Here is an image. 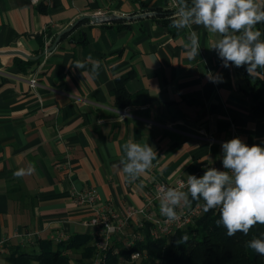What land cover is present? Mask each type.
<instances>
[{
	"label": "crops",
	"instance_id": "crops-1",
	"mask_svg": "<svg viewBox=\"0 0 264 264\" xmlns=\"http://www.w3.org/2000/svg\"><path fill=\"white\" fill-rule=\"evenodd\" d=\"M166 10L167 0H0V264L14 249L37 254L41 240L88 235L92 208L75 204V191L91 188L99 206L121 214L143 207L154 184L222 162L231 136L264 147V75L247 81L245 68L223 67L210 49L218 37L195 24L170 27ZM83 16L129 19L82 21L38 60L13 53L40 56L47 36L51 47ZM191 32L200 38L195 59L183 49ZM125 75L131 103L119 107L113 90ZM128 140L157 152L135 182L119 167ZM33 163L34 173L14 177Z\"/></svg>",
	"mask_w": 264,
	"mask_h": 264
},
{
	"label": "clouds",
	"instance_id": "clouds-1",
	"mask_svg": "<svg viewBox=\"0 0 264 264\" xmlns=\"http://www.w3.org/2000/svg\"><path fill=\"white\" fill-rule=\"evenodd\" d=\"M176 3L169 26L179 31L195 24L218 37L211 41L210 49L216 51L223 67H245L250 76L264 69V39H261L264 31L257 28L264 23V0H176ZM200 47V38L191 32L183 44L187 58L195 59ZM98 67V62L93 64V72ZM122 147L125 156L119 167L129 182L137 181L154 167L157 152L151 145L128 140ZM221 147L224 170L210 167L199 178L187 175L184 185L187 191L169 188L160 200V213L168 222H174L179 218L176 208L181 201L184 206H191L192 201L202 200L205 213L219 210L216 224L222 225L229 237L237 232L248 235L257 224L264 225V147L248 146L239 137L223 142ZM34 172L33 163L13 175L21 178ZM187 239V235L182 237L184 242ZM246 247L264 256V234L253 237Z\"/></svg>",
	"mask_w": 264,
	"mask_h": 264
},
{
	"label": "trees",
	"instance_id": "trees-1",
	"mask_svg": "<svg viewBox=\"0 0 264 264\" xmlns=\"http://www.w3.org/2000/svg\"><path fill=\"white\" fill-rule=\"evenodd\" d=\"M164 16L174 15V10L162 11ZM170 19L167 24H171ZM264 31V23H261ZM264 39V36L261 37ZM43 47V43H42ZM245 68V67H243ZM246 70V68H245ZM264 75V69L258 70ZM247 81L250 75L245 72ZM128 75L122 76L116 81L113 95L119 107L130 105V97L124 90V82ZM264 109V104L262 105ZM189 199L191 197L189 195ZM200 204L203 201H192L191 206ZM220 218L219 210L213 209L202 214L186 228L175 232L169 238L152 240L147 232L142 243L126 251L122 249L120 255H115L111 250L108 253V264H119L120 259L124 264L134 250H141L147 254L146 259H141L134 264H264V256L256 254L248 249L246 244L253 237H261L264 234V225L257 224L248 233L237 232L229 237L227 230L221 225L217 226L216 221ZM187 235V242L182 237ZM37 254L23 252L18 249L11 250L4 260L7 264H71L70 253L79 255V264H88L94 257V246L89 235H73L66 241L54 243L51 240H41L38 243Z\"/></svg>",
	"mask_w": 264,
	"mask_h": 264
},
{
	"label": "built area",
	"instance_id": "built-area-1",
	"mask_svg": "<svg viewBox=\"0 0 264 264\" xmlns=\"http://www.w3.org/2000/svg\"><path fill=\"white\" fill-rule=\"evenodd\" d=\"M32 6L40 4H50L53 0H29ZM170 10H176V0H167ZM54 24L50 23L49 27ZM49 29V28H48ZM47 29V30H48ZM51 38L46 37L43 43V52L51 45ZM30 88L34 89L37 85L35 75L29 81ZM127 116L126 111L121 113V117ZM235 138L231 136L229 140ZM228 140V141H229ZM57 167H59L57 165ZM214 167L218 170H224L222 162H215L211 165L199 168L191 175L197 178L201 177L205 170ZM187 178L177 179L173 184L156 183L152 187V197L147 199L143 207L138 209H127L125 212L118 214L108 205L99 206L98 196L95 190L89 188L83 191H75L71 194L72 201L77 205H88L92 208V215L86 222L88 235L92 238L94 246V257L90 264H108V253L113 250L115 244H121L122 249L129 251L135 244L142 243L145 238V232L152 240L159 238H169L175 232L180 231L191 225L203 212L200 204L193 206H178L176 212L178 219L174 222H168L166 217L160 213V200L163 198L169 188H175L178 191H187ZM158 202L157 211L153 210L154 203ZM133 223V224H131ZM36 233H29V238L35 237ZM54 243L63 241V237L56 236L52 239ZM3 243H0V252H2ZM147 254L141 250H134L130 253L129 259L125 264H134L135 262L146 259Z\"/></svg>",
	"mask_w": 264,
	"mask_h": 264
},
{
	"label": "water",
	"instance_id": "water-1",
	"mask_svg": "<svg viewBox=\"0 0 264 264\" xmlns=\"http://www.w3.org/2000/svg\"><path fill=\"white\" fill-rule=\"evenodd\" d=\"M122 19H129V18H123V17H118V16H108V17H104V18H96L93 16H83L81 18H79L74 24H72L69 28H66L64 30H62L54 39L53 44L51 47H49L45 52H42V54L38 57H30L22 52H13L16 55H19L21 57H24L25 59L28 60H38L39 58L43 57L45 54L50 53L55 47L56 45L60 42L61 38L70 33L80 22L85 21V20H89L93 23H102V22H110V21H115V20H122Z\"/></svg>",
	"mask_w": 264,
	"mask_h": 264
},
{
	"label": "rangeland",
	"instance_id": "rangeland-1",
	"mask_svg": "<svg viewBox=\"0 0 264 264\" xmlns=\"http://www.w3.org/2000/svg\"><path fill=\"white\" fill-rule=\"evenodd\" d=\"M32 264H37L36 262H33Z\"/></svg>",
	"mask_w": 264,
	"mask_h": 264
}]
</instances>
